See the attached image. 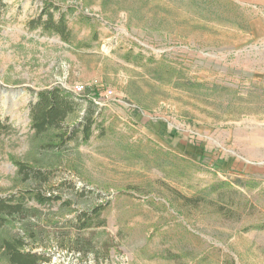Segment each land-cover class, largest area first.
<instances>
[{"label": "rangeland", "instance_id": "374dc122", "mask_svg": "<svg viewBox=\"0 0 264 264\" xmlns=\"http://www.w3.org/2000/svg\"><path fill=\"white\" fill-rule=\"evenodd\" d=\"M47 8L70 39L32 27ZM53 86L82 104L37 132ZM0 117V264H264L253 0H0Z\"/></svg>", "mask_w": 264, "mask_h": 264}, {"label": "trees", "instance_id": "16d2710c", "mask_svg": "<svg viewBox=\"0 0 264 264\" xmlns=\"http://www.w3.org/2000/svg\"><path fill=\"white\" fill-rule=\"evenodd\" d=\"M46 13L48 15L47 19L45 21H43L41 17L35 19V21H32V27L41 25L46 30H52L62 36L64 40L70 39L68 36V24L64 19V16L61 15L58 20H55L54 11L51 10V8H47ZM36 100V102L31 104L29 116L31 117L32 127L37 132H46L51 128L63 130L66 119L82 104L79 97L60 86H53L50 89L40 90L37 93ZM96 108L97 105L95 101L90 100L84 110L82 118L76 121L72 127L67 130V137H63L60 142L64 143L69 139H73L80 133L83 135L84 139L91 137L93 134L92 126L96 121L94 119V112ZM2 127H4V123L0 117V128ZM17 166L19 168V172H23L26 164L17 162ZM50 199V197L42 196L38 199V201L45 203ZM0 224H2L1 219ZM14 245L17 249L24 246L23 242L19 241H17Z\"/></svg>", "mask_w": 264, "mask_h": 264}, {"label": "crops", "instance_id": "0c3cea01", "mask_svg": "<svg viewBox=\"0 0 264 264\" xmlns=\"http://www.w3.org/2000/svg\"><path fill=\"white\" fill-rule=\"evenodd\" d=\"M253 4L255 6V8L257 9V11H264V0H253ZM256 24V23H255ZM255 30L258 32V33H261L259 30H258V26L256 24L255 26Z\"/></svg>", "mask_w": 264, "mask_h": 264}, {"label": "built area", "instance_id": "2783aa9c", "mask_svg": "<svg viewBox=\"0 0 264 264\" xmlns=\"http://www.w3.org/2000/svg\"><path fill=\"white\" fill-rule=\"evenodd\" d=\"M76 91H77L78 93H81V92L83 91L82 86H77Z\"/></svg>", "mask_w": 264, "mask_h": 264}]
</instances>
